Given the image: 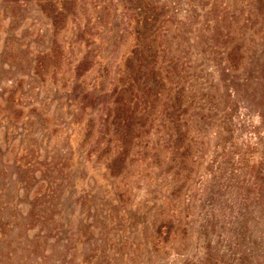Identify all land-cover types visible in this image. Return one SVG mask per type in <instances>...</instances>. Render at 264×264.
<instances>
[{
	"label": "rangeland",
	"instance_id": "rangeland-1",
	"mask_svg": "<svg viewBox=\"0 0 264 264\" xmlns=\"http://www.w3.org/2000/svg\"><path fill=\"white\" fill-rule=\"evenodd\" d=\"M143 2L0 0V264H264V0Z\"/></svg>",
	"mask_w": 264,
	"mask_h": 264
},
{
	"label": "trees",
	"instance_id": "trees-1",
	"mask_svg": "<svg viewBox=\"0 0 264 264\" xmlns=\"http://www.w3.org/2000/svg\"><path fill=\"white\" fill-rule=\"evenodd\" d=\"M128 1L133 3L135 11L138 12V15L134 18V23L138 25L136 30L138 42L135 44L134 49L124 58L123 64L125 69L135 67L136 72L131 73L136 75V78L144 85L143 95L147 96L148 94V96H151L148 91L152 87L156 88L157 79H155L156 74H154L153 70L154 65L150 64L151 67H148V63L152 61L151 57L155 55L152 47L155 34L152 27L158 18L156 12L158 7L147 2L144 3L143 0ZM256 1L261 3L263 0ZM36 4L38 9L49 19L54 31L62 29L68 18L75 13L77 8V0H36ZM146 24H148L147 27L151 25L148 30L146 29ZM129 79H131L130 76L128 77ZM146 81L149 84H146ZM157 94V91L154 90L153 95L156 96ZM120 120L121 125L125 127L126 119L123 117Z\"/></svg>",
	"mask_w": 264,
	"mask_h": 264
}]
</instances>
